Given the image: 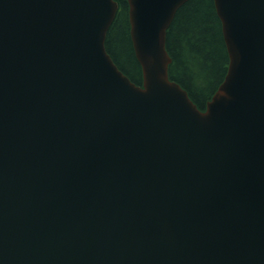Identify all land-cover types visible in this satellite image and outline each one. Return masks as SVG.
I'll list each match as a JSON object with an SVG mask.
<instances>
[{"label": "water", "instance_id": "95a60500", "mask_svg": "<svg viewBox=\"0 0 264 264\" xmlns=\"http://www.w3.org/2000/svg\"><path fill=\"white\" fill-rule=\"evenodd\" d=\"M188 0H0V264H264V0H213L228 54L203 110L170 79Z\"/></svg>", "mask_w": 264, "mask_h": 264}, {"label": "trees", "instance_id": "16d2710c", "mask_svg": "<svg viewBox=\"0 0 264 264\" xmlns=\"http://www.w3.org/2000/svg\"><path fill=\"white\" fill-rule=\"evenodd\" d=\"M118 10L109 27L105 47L117 67L140 84L142 73L134 55L126 0H116ZM171 57L170 79L186 89L201 110L226 73L228 54L213 0H188L176 12L166 34Z\"/></svg>", "mask_w": 264, "mask_h": 264}]
</instances>
